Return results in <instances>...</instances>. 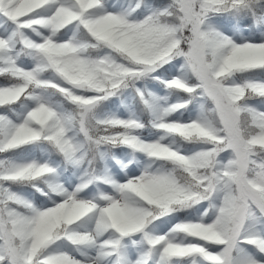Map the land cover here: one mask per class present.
Listing matches in <instances>:
<instances>
[{
  "label": "snow or ice",
  "instance_id": "snow-or-ice-1",
  "mask_svg": "<svg viewBox=\"0 0 264 264\" xmlns=\"http://www.w3.org/2000/svg\"><path fill=\"white\" fill-rule=\"evenodd\" d=\"M0 264H264V0H0Z\"/></svg>",
  "mask_w": 264,
  "mask_h": 264
}]
</instances>
